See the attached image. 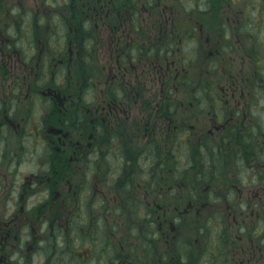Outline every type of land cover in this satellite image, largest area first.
I'll use <instances>...</instances> for the list:
<instances>
[{"label":"flooded vegetation","instance_id":"1","mask_svg":"<svg viewBox=\"0 0 264 264\" xmlns=\"http://www.w3.org/2000/svg\"><path fill=\"white\" fill-rule=\"evenodd\" d=\"M259 20L264 0H0V151L35 165L0 170V264H264Z\"/></svg>","mask_w":264,"mask_h":264},{"label":"rangeland","instance_id":"2","mask_svg":"<svg viewBox=\"0 0 264 264\" xmlns=\"http://www.w3.org/2000/svg\"><path fill=\"white\" fill-rule=\"evenodd\" d=\"M259 17H260V13H259ZM259 35L261 37V40H263V43L261 44V46H259V53L264 58V22L261 21V20H259ZM260 71H261V69H260ZM263 73H264V62H263ZM262 80L263 81L261 82L262 83L261 87L263 88L262 90L264 91V76H263ZM263 100H264V98H263ZM26 104L27 103H26V100H25V105ZM28 109L29 108L24 109V110H28ZM261 118L264 121V109L262 111ZM248 126H249V123L246 124V127H248ZM17 146H18V144L15 142L13 137L9 136L8 139H7L6 144L4 145V149H5L6 152L0 151V154H1L0 155L1 156L0 157V170L1 171L2 170L5 171L7 169L10 170L11 174L9 176V179L15 178L19 174L23 175L27 171L35 168V165L32 162V160H31L32 158L30 156L31 151L30 150L28 151V155H26V154L25 155H21V153L19 152V149H18ZM17 153H19V155H17ZM183 155H184V159L181 161V158H180L177 161V163H180V166L182 167V170H183V167L187 168L189 166V161L186 159V156L188 158L190 157L189 152L186 151V150L183 151ZM183 172H184V170H183ZM185 176H187V174L184 173L183 177H184V179L186 181H191L193 178L196 179V175L195 174L193 175V177H185ZM197 178H198V176H197ZM199 179H200V177H199ZM206 180H208V178H206ZM2 182H4V179H3ZM5 193H6V191L0 190V195L4 196ZM4 206H5V202L2 199V203H0V209L4 208ZM75 236H76V234H75ZM76 243H78V242H76ZM30 244H32V243L30 242ZM74 244H75V242H74ZM74 244L71 242V247H74ZM25 247L28 248L27 244H26ZM52 248L56 249L57 251H58V249H60V250L66 249V248H68V242H66L64 245H63V243L61 245L58 243L57 245H53ZM29 253L31 254L32 252L29 251Z\"/></svg>","mask_w":264,"mask_h":264}]
</instances>
